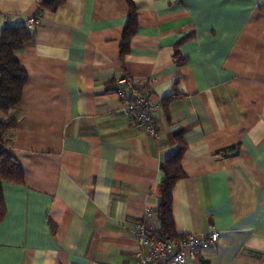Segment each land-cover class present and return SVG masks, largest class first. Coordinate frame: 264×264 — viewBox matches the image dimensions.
I'll return each instance as SVG.
<instances>
[{
	"label": "crops",
	"instance_id": "obj_1",
	"mask_svg": "<svg viewBox=\"0 0 264 264\" xmlns=\"http://www.w3.org/2000/svg\"><path fill=\"white\" fill-rule=\"evenodd\" d=\"M40 5L0 0V51L5 27L41 19L15 50L22 99L0 112L16 121L0 148L21 170L3 182L0 264H134L133 224L158 206L181 144L175 233H220L187 264H264V0ZM123 76L162 99L159 139L124 116Z\"/></svg>",
	"mask_w": 264,
	"mask_h": 264
},
{
	"label": "trees",
	"instance_id": "obj_2",
	"mask_svg": "<svg viewBox=\"0 0 264 264\" xmlns=\"http://www.w3.org/2000/svg\"><path fill=\"white\" fill-rule=\"evenodd\" d=\"M65 0H41L40 12L44 10L54 11ZM37 16H39L37 14ZM133 16L128 25L124 37V43H128L134 32ZM31 32L27 26H7L2 32V45L0 51V112L8 115L21 101L24 87L27 82V73L15 57V50L23 47L31 40ZM163 105V101H162ZM16 125L11 119L8 123L0 122V142H4L5 135ZM181 137V133L176 135ZM184 145L174 154L168 157L162 164L163 178L160 182L161 201L155 208V218L160 222L157 228L166 237L178 238L174 230L172 217V191L177 180L184 176L182 157ZM21 177L20 165L17 159L5 148H0V222L6 213V205L3 196V182L16 180Z\"/></svg>",
	"mask_w": 264,
	"mask_h": 264
},
{
	"label": "built area",
	"instance_id": "obj_3",
	"mask_svg": "<svg viewBox=\"0 0 264 264\" xmlns=\"http://www.w3.org/2000/svg\"><path fill=\"white\" fill-rule=\"evenodd\" d=\"M41 23L37 15L26 19L25 25L34 30ZM150 83V80H149ZM115 94L122 101V110L127 121L137 130L160 138L156 118L162 108V99H153L149 92L142 91L140 84L131 76H123L114 81ZM155 209L146 208L144 218L133 224V238L136 242L134 264H187L197 257L205 246H213L219 239L217 230L202 235L186 234L169 238L161 234L152 224Z\"/></svg>",
	"mask_w": 264,
	"mask_h": 264
}]
</instances>
